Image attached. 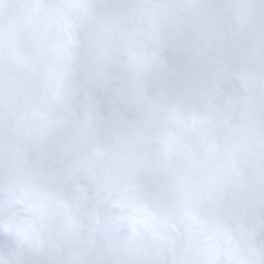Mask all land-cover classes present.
I'll return each instance as SVG.
<instances>
[{"label": "clouds", "instance_id": "obj_1", "mask_svg": "<svg viewBox=\"0 0 264 264\" xmlns=\"http://www.w3.org/2000/svg\"><path fill=\"white\" fill-rule=\"evenodd\" d=\"M0 264H264V0H0Z\"/></svg>", "mask_w": 264, "mask_h": 264}]
</instances>
